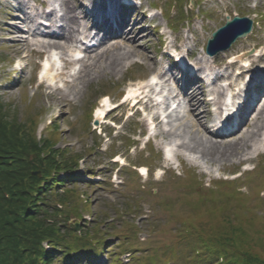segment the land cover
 <instances>
[{
	"label": "rangeland",
	"instance_id": "1",
	"mask_svg": "<svg viewBox=\"0 0 264 264\" xmlns=\"http://www.w3.org/2000/svg\"><path fill=\"white\" fill-rule=\"evenodd\" d=\"M22 1L26 4L25 9L17 8L15 0H0V96L3 101L13 103L22 118L42 110L37 134L40 136L55 131L58 138L56 146L62 149L63 154H83L78 164V177L84 181L79 183L77 193L84 201L88 199L87 206L90 208L84 212L86 221L79 220V232L86 229L85 223L97 229L99 237L106 243L104 251L95 257L93 264H181L176 258L182 256L180 253L185 247L179 238L180 231L186 230L181 224L186 222L194 227V223L201 219L199 217L219 224L226 213L235 215L237 222L244 225L252 248L255 245L253 249L264 258V150L258 153L246 150L241 155L237 153L234 157L219 161L204 158L196 150L181 148L179 145L182 141L190 145L200 141L207 144L208 137H213L221 145L231 144L225 141L236 131L219 128L220 110L211 104L207 108L209 113L202 118L207 131L202 126L191 125L186 104L175 107L171 117H161L162 123L156 120L152 122L153 113L150 114L151 110L142 104L139 107H135L134 102L121 104L123 99L120 96L129 86L147 85L148 80L136 79L151 73V64L148 61L143 64L140 56H133L118 72L101 73L89 83H78L81 89L79 94L71 93L64 84V80H72L71 76H59L51 82V86L49 82L41 84L39 80L42 78L36 74L41 55L31 51L39 47L27 34L26 25L13 17L16 14L22 16L26 10L29 14L41 12L42 2L56 0ZM191 2L136 0L137 5L141 3V8H123V12L132 22H139V31L145 34L142 43L149 47V55L155 58L158 65L176 70L181 75L178 69L169 67V60L163 56L164 52L170 50L169 47L176 46L182 57L186 52L194 51L195 60L198 56H209L206 52L208 40L213 32L225 24L227 16L233 18L239 13L253 19L256 26L252 34L238 39L228 50L213 56L217 60L212 68L216 72H219V68L220 73L231 77L222 78L220 87L214 86L208 91L222 89L226 94L227 84L234 81L232 74L240 71L247 56L264 57V0ZM155 5H158V9L151 12ZM121 10L122 7L120 13ZM141 11L146 14L145 18ZM182 11H185L186 17L181 15ZM154 14L155 18L151 20ZM11 22L22 28L20 36L9 35ZM25 38L31 42L29 46L20 45L21 53L9 46L16 39ZM236 47L238 52L225 58ZM64 54L72 55L70 49ZM230 60H237V66L230 67ZM79 66L73 67L71 72H78ZM198 66L197 70L201 69ZM259 68L264 69V60L263 67ZM197 74L200 76V73ZM133 76L136 81H128ZM250 76L236 83L238 90L235 93H239V97L231 100L235 106L239 105L245 94L243 84ZM166 86L171 90L177 87L173 81L167 82ZM55 87L64 89L67 103L57 102L61 94L55 93V98L50 96ZM102 89L101 93L107 92L112 101L109 108L121 105L107 117L117 122L115 131L112 123L102 119L101 129L105 133L96 131L92 123L96 117L94 108L103 103L101 98L98 99ZM260 97L264 104V92L257 96L255 103ZM135 131L137 143L130 150L125 134ZM168 131L175 136L167 137ZM148 140L153 143L142 150ZM165 149L172 151L171 160L165 158ZM144 151H147L146 156ZM239 151L242 152V149ZM121 154L127 160L116 163L118 158L115 156ZM139 162L141 166L151 168L148 177L141 176L139 170L132 167V164ZM122 165L126 167L122 168ZM204 195L208 197L207 202L203 201ZM215 205L220 206L216 215L209 214ZM69 224V227H74L72 221ZM90 233L89 237H92Z\"/></svg>",
	"mask_w": 264,
	"mask_h": 264
},
{
	"label": "trees",
	"instance_id": "2",
	"mask_svg": "<svg viewBox=\"0 0 264 264\" xmlns=\"http://www.w3.org/2000/svg\"><path fill=\"white\" fill-rule=\"evenodd\" d=\"M42 114L22 118L0 96V264H93L106 246L99 231L69 227L72 219L85 222L90 208L77 193L83 154H63L55 131L39 136ZM199 218L194 227L181 224V264H264L235 215L226 213L219 224Z\"/></svg>",
	"mask_w": 264,
	"mask_h": 264
},
{
	"label": "bare ground",
	"instance_id": "3",
	"mask_svg": "<svg viewBox=\"0 0 264 264\" xmlns=\"http://www.w3.org/2000/svg\"><path fill=\"white\" fill-rule=\"evenodd\" d=\"M107 1L108 0H61L62 14L60 15H58L55 8H51L52 10L49 12L41 11L34 12V14H29L30 12L26 10L23 12L24 14L22 16L16 14L17 16H14L13 19L26 25V32L32 36L35 44L39 47V49H32V52L48 53L50 50H59L64 54L70 47H75L76 43H82L81 48L84 54L78 61L71 59L63 60L65 57L62 56L64 66L60 75L68 77L70 75L66 73L70 65L74 63L81 65L80 70L71 75V81L64 80L66 88L71 93H81V89H79L77 85L78 83H89L93 77H97L101 73L118 72L133 56H140L144 60L141 61L143 64H146L147 61L151 64V67H149L151 71L150 74H156L155 76L160 81L156 86H149L145 95L140 98V100H137L138 103L148 107L149 110L158 106L159 103H156L150 94L152 92H158V95L161 94L162 89H165L162 84L173 81L178 87L175 92L169 89L166 90V96L163 100L164 103H162L165 104V100L177 102L179 99H184L186 101L188 116L191 119V125L197 127L202 126V129L207 131V127L202 121V118L206 117L205 113H209L207 108H209L212 101L205 100L207 87L205 76H202V74L206 73L204 74L206 75V79L210 80L211 76L209 71L212 70L217 58L211 56H198L196 61L201 67L200 72H198L201 75L198 76V74L196 75L195 73L191 76L188 74L184 77V87H181L179 85L181 74L175 72L176 70L172 71L171 69L162 68L163 66H159L155 58L149 55V47L142 43V37L145 34L141 33L142 30L139 31V22H132L129 17H126V14L123 12V7L120 13L121 6L116 2L113 5L116 10L112 9L114 12L106 15V11L109 7ZM15 2L17 8L25 9L26 4L24 1L15 0ZM43 3L46 4L47 2ZM90 6L92 7L94 15L104 18L103 21L95 20V16L92 15L93 12L91 13L86 10V8ZM115 17L117 18L114 19ZM143 17L145 18L146 14H144ZM21 29L22 28L15 26V24L11 22L10 26H8L9 35L18 34L20 36L21 33L19 34V32ZM79 36H83L87 41L85 43L81 42ZM30 42L31 40L27 38L16 39L13 43H10L9 46L12 47V49H16L18 53H21L22 49L20 45L25 44L29 46ZM187 44L188 43H186V46ZM241 49L242 48H240V50ZM171 52L178 55L180 58L182 57L180 53H175L172 49ZM237 52L238 49L236 47L234 50L229 51L225 58L232 57ZM166 53H168V51H166ZM166 53L163 55L165 58ZM256 54L259 53L256 52ZM64 55L66 56V54ZM245 60L246 62L240 68V71L237 74H232V77L234 76V81L232 80L228 84L232 89L237 88L236 83L238 81L242 80L245 76L251 75L250 78H246V82L243 84L245 87V94L244 100L241 103L239 115V117H241L239 126L241 136H239V132L236 133L237 138H235L236 134L228 136L225 142L231 143L229 145H221L213 137H208L207 144L200 141L197 144L190 145L182 141L179 145L181 148H185L189 151L196 150L204 158H211L212 160L219 159V161L234 157L237 153L241 155V153L246 150H251L250 152L253 153L264 150V104H262L263 101H261L262 97L259 98L256 104L253 102L260 93L264 92V69L259 68L263 67L264 57L262 55L258 57L247 56ZM182 65H184V63H182ZM169 67L177 69L173 65ZM178 69L180 70L181 68L178 67ZM46 74L47 75L39 81L41 84H46L50 81V83H48L49 86H51V82L55 81V79L60 76L57 74L54 76L50 72V69L46 71ZM230 77L231 75L226 76L225 74H217L212 81L213 86L220 87L219 82L221 79H229ZM243 80H245V78ZM157 88H160V91H158ZM63 90L64 89L55 87V91L51 92L50 96L55 98V93L61 94L62 96L57 102L67 103V95ZM136 94H139L138 88H134L130 91V96ZM224 95L225 93L222 89L215 91V104H211L218 106L220 109L223 105L221 98ZM104 101V106L106 103H109L108 98H105ZM104 110V108L100 107L96 111V118H99L100 121H102ZM222 111L226 112L224 109ZM166 116L171 117L172 111ZM151 119L162 123L160 114L155 113ZM167 133V137L175 136L173 133H170V131ZM239 142H241V147H239ZM172 144H174V142H172ZM240 149H242V152L239 151ZM168 154L171 156L170 152H168ZM142 170L146 172L145 168Z\"/></svg>",
	"mask_w": 264,
	"mask_h": 264
},
{
	"label": "water",
	"instance_id": "4",
	"mask_svg": "<svg viewBox=\"0 0 264 264\" xmlns=\"http://www.w3.org/2000/svg\"><path fill=\"white\" fill-rule=\"evenodd\" d=\"M253 30L252 20L248 17H240L235 14L233 19L227 17L224 26L213 33V38L209 40L208 51L210 54H215L221 50L228 49L238 38L247 37ZM99 125V121L94 122ZM75 230H79L78 222L75 221Z\"/></svg>",
	"mask_w": 264,
	"mask_h": 264
}]
</instances>
